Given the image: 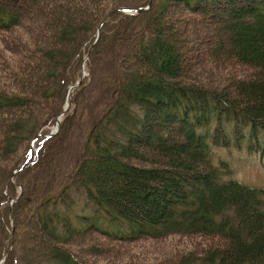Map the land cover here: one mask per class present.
I'll list each match as a JSON object with an SVG mask.
<instances>
[{"label":"trees","instance_id":"trees-1","mask_svg":"<svg viewBox=\"0 0 264 264\" xmlns=\"http://www.w3.org/2000/svg\"><path fill=\"white\" fill-rule=\"evenodd\" d=\"M104 1L79 0L75 6L69 0H0V32L22 26L24 20L34 29L33 47L26 50L18 40L2 36L8 49L20 52V61L11 67L4 62L7 74L3 79L10 85L0 82V119L4 114L20 117L0 124L4 132L0 149L9 155L13 146L24 142L22 136L27 142L14 160L17 163L0 178V255L7 248L1 264H90L67 244L75 234L85 232H99L120 243L202 236L195 247L156 264H264V187L230 178L231 165L220 159L215 162L213 149L247 142L264 162V0H164L155 13L157 6L136 13L120 9L145 7L147 0L137 4L108 0L106 6ZM170 4L185 5L188 14L200 16L186 18L189 24L185 19L180 20L181 26L175 23L178 47L156 39L165 27H158L163 16L170 15ZM224 4L230 7L227 24L219 19L220 13L216 16L209 11ZM209 17L218 19L221 26L229 24L236 34L229 39V47L214 44L202 49L204 53L198 47L191 67L201 70L191 69V80L184 81L179 75L182 46L183 50L195 48L215 31L214 25L207 28L204 24H212ZM112 19L129 24V31L139 22V31H145L147 40L139 41L138 47H127L125 54L136 57L138 50L147 48L142 57L155 72L145 76L143 65L138 70L142 74L137 75L120 65L124 80H120L112 112L92 125L87 154L72 171L62 173L65 165L57 164L64 150V127L74 112L62 117L56 134L36 139L30 162L20 169L34 137L51 131L62 109L64 86L66 90L74 81L72 72L78 71L84 57L83 45L93 44L91 63L100 43L107 41L105 32ZM100 25V38L95 40ZM122 30L109 34L122 42ZM235 64L246 73L211 72ZM81 84L73 91L75 103ZM55 87L59 92L53 94ZM154 112V121L160 115L165 126L153 123L162 132L150 135L155 140L153 156L148 157L131 144L144 137L145 127L139 121L148 120ZM175 125L180 138L172 139L167 135ZM111 139L118 143L107 145ZM12 175L16 185L10 180ZM9 195L15 196L13 203ZM83 199L87 212L78 213L76 204Z\"/></svg>","mask_w":264,"mask_h":264},{"label":"rangeland","instance_id":"rangeland-1","mask_svg":"<svg viewBox=\"0 0 264 264\" xmlns=\"http://www.w3.org/2000/svg\"><path fill=\"white\" fill-rule=\"evenodd\" d=\"M73 2L75 6H78L79 3H74V1H79V0H69ZM137 4L141 2V0H130V2ZM164 0H147V5L145 7H148L153 10L154 7V13L158 6L162 5V2ZM158 3L160 5H158ZM103 4L106 6L108 4V0L104 1ZM149 5V6H148ZM238 4H236L237 6ZM178 6V7H177ZM217 10L211 8L209 11H211L214 15H219L220 13V18L222 23L230 22L231 20L229 17V10L230 7L228 5L222 6ZM141 7V8H145ZM134 8V7H132ZM138 9V8H137ZM140 9V8H139ZM163 8H159V11L162 12ZM124 11V10H122ZM154 15L157 16L158 12ZM223 14H222V12ZM126 12V11H124ZM167 12L170 14L164 15L163 16V22L160 26L158 27H164L163 30H161L160 33H156V39H166L164 41H168L169 43H172L173 46L179 45L177 42L178 40V26L175 24L177 23L178 25L181 26V19H185V21L189 24L188 19L193 17L194 15L196 17H200L197 14L193 13L188 14L189 10L185 5L179 6V4H170ZM129 13V12H126ZM135 13V12H134ZM111 14V13H110ZM108 14V16L110 15ZM186 15V16H185ZM225 15H228V19L226 18ZM247 16V15H246ZM248 17V16H247ZM107 17H104L102 22H105ZM120 20V19H119ZM211 25H208L206 22L204 24L206 25L207 28L215 26V31H212L207 35V37H203L200 45H198L195 48H191L187 46V49L184 48L183 46L181 49V63H180V73L179 75L182 77L180 79L186 81L185 79H189L188 76L192 74L191 69H194L193 72L200 71L198 69V66H192L191 67V59L194 53L198 50V47L200 49H205L213 46L214 44L220 45L221 47H229V39L236 34V29H229L228 26H221L218 22V19H211L210 17L207 19ZM111 25L108 29L107 32H105V36L107 37V41L103 40L100 43V49L98 53H93L92 61L90 62V54L91 50L93 49V44L91 43H85L82 47V51L84 54V57L81 59L80 62V67L77 71V68L74 69L72 72L73 76L70 78H74V81L70 82L66 86H64V102L62 104V109L59 112L62 113L65 111V107H67V104L70 103L69 109L61 116L60 120H62V117L64 118L66 114L73 113L72 115L66 122V127H64V138L62 139L64 142V150L61 153L60 156V161L58 162L57 166H64L65 169L63 168L62 173H67L68 171H72L75 168V163H78L79 159H83L85 155L87 154V148L89 145L90 141V136L92 135V130L93 129L92 125L96 124L98 121L101 120L103 116H105L107 113H111L109 111L111 109V104L115 99L117 89L119 88V83L120 80L123 82L124 80V75L121 74L122 70L120 68V65L123 64L124 68L127 66V69L129 70V73L132 74H137L141 75V72H138L139 69H145V73H143L145 76L150 75V73L155 72V68L151 67V64H148L146 60L143 59V55L147 54L148 52L146 49H141L138 50L139 54L138 56L135 57L127 53V47H133L136 46L140 42H144L147 40V36L145 31H142V33L139 31V22H136V28L134 30H130V25L129 24H124L126 22H118L117 20L112 19L111 20ZM243 21V19L241 20ZM174 24H171V23ZM22 26H14L12 30L9 31H1L0 32V82L5 83V86H9L10 83L8 80L3 79V76L6 75L5 73V66L4 62L7 64V66L11 67L16 63L17 60L20 61V52H14L11 49H8V46L2 42V36L4 35L6 39H10L12 41L18 40L19 43L24 46V49L26 47H33L32 45V37L34 34V29H31V23H29L28 20H24L22 22ZM240 23L239 24H244ZM237 24L236 26H238ZM176 27H175V26ZM155 26L154 28L158 30V27L156 26V23H154ZM179 26V28H180ZM235 26V27H236ZM99 27V26H98ZM124 29L122 30V33L125 35L123 38V41H115L112 39V35L109 34V31L111 33H115L117 35V31L119 28ZM225 28H228L227 30ZM31 29V30H30ZM242 29V28H241ZM241 29L238 28V31ZM98 30V29H97ZM240 33V32H237ZM140 34V35H138ZM154 34L152 36L154 37ZM99 37L98 33L95 34V40H97ZM5 39V40H6ZM140 41V42H139ZM147 43V42H146ZM196 45L198 44V41L195 42ZM221 43V44H220ZM99 46H96V50L98 49ZM189 48V49H188ZM23 49V51H24ZM25 49V50H26ZM133 49V48H132ZM94 50V52L96 51ZM201 52H199L200 54ZM202 53H204V50H202ZM114 55L115 61H112L111 57ZM126 59V60H125ZM125 60V61H123ZM186 60V62H184ZM121 66V67H123ZM7 71V70H6ZM246 69H243L240 66H237L235 64L232 67H222L218 66L217 68H213L211 72L213 74H227V73H234L240 74V73H246ZM82 79L81 84L83 87L79 91L78 94V99L77 102L75 103L73 101V91H70V86L76 84L78 81ZM191 80V79H189ZM192 82V81H190ZM216 83V82H215ZM79 84L76 87H79ZM2 86V85H1ZM4 86V87H5ZM75 87V88H76ZM9 88V87H8ZM8 88H2L4 90H7ZM52 91L55 90L53 94L56 92H59L58 88H52ZM8 91V90H7ZM6 91V92H7ZM12 92L13 90H9ZM15 92V91H14ZM51 100V99H50ZM49 100V101H50ZM154 112L151 114L149 119L146 121L143 120V122L139 121L144 127V137L142 140H134L132 142V147L137 148L138 150H141L146 156L151 157L153 156L152 153L153 151L151 150L152 144L154 143L152 138V134L156 135L157 133L159 134L162 132V129L160 126L156 128L153 123H161L164 121L161 116L159 115V120L154 121V118L156 119L157 115ZM24 114L23 112L21 113ZM154 115V116H152ZM109 116V115H107ZM20 117V115H7L4 114L2 118L0 119V124H3L4 121L7 123H10L12 121H15V118ZM61 123V122H60ZM1 126V125H0ZM161 126H165V123L162 122ZM178 128L179 126L175 125V128L173 127L172 129L169 130V136L172 139L180 138V134H178ZM3 130L0 128V146L1 143L4 139L3 137ZM151 135V136H150ZM35 138V137H34ZM20 140L24 142H19V145L13 146V152L10 153L9 155H6L4 150L0 149V178H3V175L7 173V171L10 170V167H13L18 159L16 161L15 158L16 156L20 155L19 153L22 152L23 150V145L26 146L27 138L22 136ZM26 140V141H25ZM180 141V140H178ZM111 142H117L114 139H111L108 141L107 145H111ZM24 143V144H23ZM35 143V142H34ZM247 142H243L241 146H237L235 144H230L229 146H223L220 145V148L213 147L214 149V157H215V162L218 163L219 159L224 160L228 162L229 166L231 165L232 167V173L230 175V178L236 179L241 182H245L251 185L259 186V187H264V162L260 156V153L256 151L254 148H250L249 146L247 147ZM32 145V143H31ZM61 145V144H60ZM34 146V145H33ZM31 148V146H30ZM35 150V147H34ZM86 151V153H85ZM29 158V157H28ZM137 162V160H136ZM74 163V166H73ZM5 164V166H3ZM19 167V166H16ZM17 168H15L12 172H15ZM30 172V170H29ZM14 174V173H13ZM28 174V173H27ZM25 176V175H24ZM13 178V175L11 176ZM10 177V180L15 184V182L12 180ZM1 178V179H2ZM43 184V183H42ZM41 184V186H42ZM16 185V184H15ZM4 194H6V186H4ZM17 188V187H16ZM19 188V186H18ZM11 199L9 198V201L13 203L15 196H10ZM85 202V199L80 201L76 204L78 213H83L87 212L86 210L83 211L84 205L83 203ZM75 206V207H76ZM74 209V210H76ZM76 210V211H77ZM29 212V211H28ZM10 222L12 224V227L15 225V220L14 216L11 213L10 216ZM13 229V228H12ZM71 231V230H70ZM12 233L10 234V236ZM77 237V238H76ZM188 236H173V237H160L157 239H152V238H142V239H136L133 241V243H120L117 242L116 240H108L102 234L99 232H85L82 235H77L75 234V237L73 236V239L69 241V246L68 248L76 253H78L79 256L82 258L86 259L88 263L90 264H156L160 262H167L170 261L174 258L175 252H181L183 249L187 250L188 248L195 247L196 241H199V239L202 236H191V240L186 239ZM7 242V240H6ZM11 242H14V238L11 239ZM216 240H214V243ZM199 243V242H196ZM6 247V246H5ZM5 247L3 249V252L0 255V264L3 263V261L6 258V251ZM8 249L9 244L7 245ZM88 250L91 251V254H88ZM175 256V257H174Z\"/></svg>","mask_w":264,"mask_h":264},{"label":"water","instance_id":"water-1","mask_svg":"<svg viewBox=\"0 0 264 264\" xmlns=\"http://www.w3.org/2000/svg\"><path fill=\"white\" fill-rule=\"evenodd\" d=\"M149 6V5H148ZM120 9L121 10H124V11H126V12H129V13H136V12H140V11H144V10H146V9H148V7H145V8H132V7H120ZM107 17V16H106ZM102 24V23H101ZM100 27H101V25L99 26V28H98V35H100ZM82 79H83V77L81 78V80L80 81H78L76 84H74V85H71L70 86V91H72V90H74L75 89V87L80 83V82H82ZM70 103H68L67 104V107H65V111L64 112H62V113H60L58 116H56V121H55V123H54V125L52 126V128H51V131L50 132H44V133H39L34 139H33V142H32V145H31V148H30V155H29V158L26 160V162L24 163V164H22L21 166H20V169H23L29 162H30V160H31V158H32V156H33V154H34V142L36 141V139L40 136V135H45V136H51V135H54V134H56L58 131H59V129H60V122H61V120H60V118H61V116L69 109V107H70ZM16 172V171H15ZM12 178V177H11ZM12 180H13V178H12ZM16 184V183H15ZM15 200V199H14Z\"/></svg>","mask_w":264,"mask_h":264}]
</instances>
